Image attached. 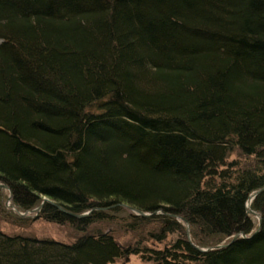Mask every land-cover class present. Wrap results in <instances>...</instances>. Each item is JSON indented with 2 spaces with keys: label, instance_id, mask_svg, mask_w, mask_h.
Masks as SVG:
<instances>
[{
  "label": "trees",
  "instance_id": "obj_1",
  "mask_svg": "<svg viewBox=\"0 0 264 264\" xmlns=\"http://www.w3.org/2000/svg\"><path fill=\"white\" fill-rule=\"evenodd\" d=\"M0 183L79 233L0 264H264V0H0Z\"/></svg>",
  "mask_w": 264,
  "mask_h": 264
},
{
  "label": "rangeland",
  "instance_id": "obj_2",
  "mask_svg": "<svg viewBox=\"0 0 264 264\" xmlns=\"http://www.w3.org/2000/svg\"><path fill=\"white\" fill-rule=\"evenodd\" d=\"M3 194L2 204L0 207V229L10 235H22L25 237H32L37 239H44L50 238L56 241L61 242H72L79 233L75 232L71 229L68 225H58L52 222L45 221L41 218L34 219L37 216V211L31 210L27 212H21L25 214V216H21L17 214L10 206H8V191L6 188L0 187ZM125 207V206H124ZM127 211H132L128 207H125ZM13 214L16 216L30 218L25 223H21L17 221L13 216H8L7 214ZM133 212V211H132ZM255 220H257L256 216H253ZM99 226V225H98ZM120 225L115 224H104L102 225V229L108 228L112 230L115 237H117L120 242L123 243H134L142 236L145 237V231L140 230L136 233L128 232L126 229L119 227ZM101 228V226H100ZM228 239H226L227 241ZM112 264H148L143 262L139 256L137 255H130L127 260L121 259L117 260L115 263Z\"/></svg>",
  "mask_w": 264,
  "mask_h": 264
},
{
  "label": "water",
  "instance_id": "obj_3",
  "mask_svg": "<svg viewBox=\"0 0 264 264\" xmlns=\"http://www.w3.org/2000/svg\"><path fill=\"white\" fill-rule=\"evenodd\" d=\"M0 187H2V188H6V186L4 185V184H2V183H0ZM260 191V190H259ZM258 191V192H259ZM257 192V193H258ZM256 195V193H254V194H252L250 197H249V199H248V201H247V203H246V209H247V211L250 213V214H252V215H254V216H256V218L258 219V223H259V226H258V229H259V227H260V224H261V217H260V215L256 212V211H254V210H252L251 209V206H250V204H251V200L253 199V197ZM46 200V199H45ZM44 200V201H45ZM8 206H10L17 214H20L21 216H25V214H23V213H21V212H19L18 210H16L13 206H12V204L10 203V196L8 197ZM42 204H43V202H42ZM42 204H40V206L39 207H37V208H35V211H39V209H40V207H41V205ZM128 208H130V210H132L135 214H137V215H141V216H150V215H153V214H156V212H152V213H144V212H142V211H139V210H137V209H134V208H132V207H129V206H127ZM87 214V213H86ZM81 215H77V217H80ZM183 222H184V224H186V231H187V236L189 237V226H188V223H187V221L185 220V219H181ZM258 229L256 230V231H258ZM240 235H242V237H245V234L244 233H241V234H235V235H233V237H232V239H231V241L230 242H232V241H234V240H236ZM224 245L223 244H219V245H216V246H214V247H210V248H200V247H197L196 246V248L198 249V250H200V251H208V250H211V249H217V248H220V247H223Z\"/></svg>",
  "mask_w": 264,
  "mask_h": 264
}]
</instances>
